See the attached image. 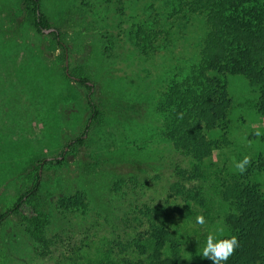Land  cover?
<instances>
[{
	"label": "trees",
	"instance_id": "obj_1",
	"mask_svg": "<svg viewBox=\"0 0 264 264\" xmlns=\"http://www.w3.org/2000/svg\"><path fill=\"white\" fill-rule=\"evenodd\" d=\"M103 1L100 21L104 24L95 17L88 21V26L84 23L102 36L104 46L100 48L107 64L106 57L110 58V52L117 47L110 67H117L119 60H124L123 50L129 45L140 59L146 60L155 52L154 43L159 36L163 35L160 41L162 47H166L173 30L184 36L195 19L200 18L205 33L197 59L178 65V71L166 79L153 114L157 122L156 137L181 155L184 162L183 165L175 161V180L170 185L177 211L170 213L162 204H141L136 198L117 218L109 214L103 217L110 231L100 259L76 264H213L208 258L193 262L183 257L182 236L174 226V214L187 216L192 208L205 207L206 196L201 184L205 162L216 151L227 157L223 151L231 144L229 114L233 102L229 76H243L253 85L257 92L255 106L264 123V0H149L146 11H154L158 6L169 22V27L168 23L162 25V32L148 31L147 24L142 22L127 25L136 17L132 8L140 0ZM2 4L0 2V22L5 19ZM7 9L11 24L7 28L0 25V168L6 162L19 160L26 151L24 144L13 139L11 123L30 117L32 100L35 119L58 132L64 120L59 115L56 100L78 98L75 84L86 90L89 112L86 130L68 142L70 151L84 146L90 127L108 113L106 99L95 89L89 70L84 65L74 68L66 65L69 48L60 28L66 26V14L59 18L60 23L56 22L47 0H19L16 8ZM45 30L52 31L46 33ZM19 37L23 43L19 42ZM20 47L29 62L16 58ZM53 47L60 50L61 63L58 78L61 83L55 85L46 77L45 80L40 67L42 54ZM127 56L133 57V52ZM120 71L123 74L104 89L118 94L129 85L131 76L125 66L120 65ZM133 90L136 95L137 89ZM261 139L264 141V127ZM242 159L238 154L235 161ZM233 160H225L226 173L223 177L220 171L218 190L229 206L224 218L228 233L222 238L237 236L239 247L223 264H264V154L253 157L243 174L235 170ZM61 161L59 155L31 153L16 174L34 178L33 186L26 188L14 205L0 214V226L14 213L23 214L34 261L47 258L59 248L63 250L69 241L78 237L84 225L83 235H88L90 227L97 230L99 226L97 218L90 215L87 195L81 190L59 197L46 211L36 206L42 191V168ZM129 178L130 184L137 181L132 176ZM126 181L120 178L113 189L118 192L128 184Z\"/></svg>",
	"mask_w": 264,
	"mask_h": 264
},
{
	"label": "rangeland",
	"instance_id": "obj_2",
	"mask_svg": "<svg viewBox=\"0 0 264 264\" xmlns=\"http://www.w3.org/2000/svg\"><path fill=\"white\" fill-rule=\"evenodd\" d=\"M0 2H3L5 18L0 25L7 28L11 24L7 8H16L19 0ZM148 3L149 0L138 1L132 8L137 15L134 14L136 17L131 18L127 25L142 22L147 24L146 30L162 32V25L168 23L166 26L169 27V22L162 16L157 5L154 11H146ZM47 4L49 7L51 5L56 22L66 14V26L60 27L69 48L66 65L70 64L72 68L84 65L89 70L92 82L96 84L95 89L100 90L99 95L106 99L108 113L90 127L86 144L70 151L68 142L86 130L89 117L85 103L86 90L75 84L78 98L56 100L59 115L64 120L58 132L35 119L32 100L30 117L26 121L11 123L14 127L13 139L24 144L26 151L19 160L6 162L0 168V214L11 208L26 188L33 186L34 178L28 179L29 176L24 174L18 177L16 170L31 153L41 152L50 157L59 155L62 161L46 164L42 168V191L37 197L36 206L46 211L59 197L81 190L87 195L89 213L97 218L99 226L97 230L90 227L88 235H83L84 225L78 237L69 241L63 250L59 248L47 258L34 261L27 222L21 212L14 213L0 226V264H76L96 261L103 255L110 231L103 219L105 215L117 218L136 198L138 202L148 206L162 204L170 213H175L178 208L170 185L175 180V161L183 165L184 162L181 155L173 152L171 147L156 137L157 122L153 114L168 76L178 71V65L190 64L197 59L205 33L200 18L191 23L184 36L176 29L173 30L171 42L166 47H162L160 40L163 35L160 33L161 36L154 43L155 52L146 60L140 59L135 49L129 45L123 50L124 60H119L117 67H110L108 65L113 61L111 56L117 55V47L110 52V58L106 57L109 60L107 64L100 48L101 45L104 46L101 43L102 36L98 31L87 28L88 21L94 17L99 21L103 18L101 9L104 1L47 0ZM84 18L86 19L83 21ZM19 42L23 43L21 37ZM156 45L161 46L156 48ZM20 50L16 58L20 62H29L21 47ZM59 51L53 47L42 54L43 61L38 63L43 77L52 85L61 83L58 79L61 72ZM130 52H133V57L128 58L127 54ZM120 65L125 66L131 76L130 82L118 94H113L108 88L104 89V86L110 87L112 80L123 74ZM133 89H137L138 96ZM229 92L233 99L229 114L231 144L223 151L226 158L220 151H216L205 162L206 171L201 184L206 205L192 208L187 216L174 214V226L182 236L181 253L186 260H189L186 257H191L189 261L193 262L204 258L201 253L206 245L207 235L217 223L222 222L225 227L224 218L229 206L222 200L218 190L220 171L222 170L223 177L226 173L225 160H235L238 154L243 157L248 155L251 159L260 153L264 154V141L261 134L256 135L257 131L262 133L264 127L263 119L255 106L256 90L247 78L231 75ZM8 112H11L10 109ZM130 176L137 181L133 180L130 184ZM122 177L128 184L116 192L113 189L114 183ZM262 179L264 180V174ZM198 215L204 216V225L196 223ZM225 229L224 236L228 233L226 227ZM87 244L89 249L85 246Z\"/></svg>",
	"mask_w": 264,
	"mask_h": 264
},
{
	"label": "clouds",
	"instance_id": "obj_3",
	"mask_svg": "<svg viewBox=\"0 0 264 264\" xmlns=\"http://www.w3.org/2000/svg\"><path fill=\"white\" fill-rule=\"evenodd\" d=\"M181 118L183 114L181 113ZM259 131L256 132V135H260ZM235 170L243 174L248 166L251 164V157L245 155L242 160L235 161L233 160ZM196 223L199 225H204L206 220L203 215H198L196 217ZM226 229L223 226L222 222H218L215 228L209 232L206 239V245L202 250V257L211 259L213 264H223L227 261L235 252L236 248L239 247V240L237 236L231 235L230 237L220 238L224 236ZM191 259V257H186Z\"/></svg>",
	"mask_w": 264,
	"mask_h": 264
},
{
	"label": "water",
	"instance_id": "obj_4",
	"mask_svg": "<svg viewBox=\"0 0 264 264\" xmlns=\"http://www.w3.org/2000/svg\"><path fill=\"white\" fill-rule=\"evenodd\" d=\"M50 31H52V30H45L46 33H49Z\"/></svg>",
	"mask_w": 264,
	"mask_h": 264
}]
</instances>
